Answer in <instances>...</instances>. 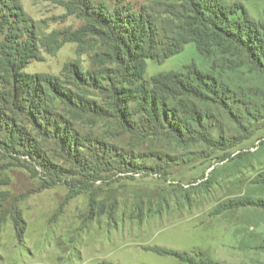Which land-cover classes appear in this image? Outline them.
<instances>
[{
	"label": "rangeland",
	"instance_id": "1",
	"mask_svg": "<svg viewBox=\"0 0 264 264\" xmlns=\"http://www.w3.org/2000/svg\"><path fill=\"white\" fill-rule=\"evenodd\" d=\"M222 1L264 21V0ZM151 6L159 50L176 0H0V264H264V116L192 99L220 122L151 124L141 87L210 65L189 43L125 79L97 19Z\"/></svg>",
	"mask_w": 264,
	"mask_h": 264
},
{
	"label": "trees",
	"instance_id": "2",
	"mask_svg": "<svg viewBox=\"0 0 264 264\" xmlns=\"http://www.w3.org/2000/svg\"><path fill=\"white\" fill-rule=\"evenodd\" d=\"M176 2H179V6H173L175 9L167 11L168 17L160 21L162 31L169 26V35L163 40L159 50H155L158 43L150 37L157 35L158 27L156 19L151 15L152 6L141 9L138 14L128 9L124 12L115 11L106 17L100 15V19L95 15L98 24L109 33L110 42H113L112 48L118 53L115 59L118 62H121V58L125 60L124 63L121 62L120 72L125 79L140 77L146 59L163 63L180 53L189 43H194L199 54L210 64L208 72L201 71L193 64L189 65L186 67V76L174 71L159 73L152 79V90L146 91L141 87V91L148 96L151 103L150 123H165L167 115L172 113L179 117L184 130L179 125L168 127L182 137L184 131L188 133L194 126H203L205 119L214 118L220 122L216 115L218 109L240 126L238 116L230 105L242 106L243 112L251 119L254 116H264V88L254 87L239 78L242 70H245L264 79V21L257 22L247 15L241 5L227 6L222 0ZM238 11L241 12V18L235 22L231 17ZM117 75L115 71V75L108 80L109 90L113 89L115 93H118L116 84L123 82ZM224 75L233 77L241 96L238 97L237 93L233 92L225 82ZM124 83L120 86L123 87ZM127 92L122 88L117 95L123 96ZM67 98L63 99L64 102L69 101L70 97ZM192 99L209 104L216 113L211 115L206 111H198ZM226 99L230 100V105ZM44 100L42 103L45 106ZM120 110L118 108L116 112L122 118ZM158 111L161 113V119ZM216 121L214 122L217 123ZM56 136L59 137L58 134Z\"/></svg>",
	"mask_w": 264,
	"mask_h": 264
}]
</instances>
